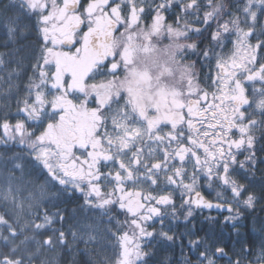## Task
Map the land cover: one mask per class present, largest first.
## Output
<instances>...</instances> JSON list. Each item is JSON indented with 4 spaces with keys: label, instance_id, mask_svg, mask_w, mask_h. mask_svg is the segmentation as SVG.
<instances>
[{
    "label": "snow or ice",
    "instance_id": "6c2138e0",
    "mask_svg": "<svg viewBox=\"0 0 264 264\" xmlns=\"http://www.w3.org/2000/svg\"><path fill=\"white\" fill-rule=\"evenodd\" d=\"M0 264H264V0H0Z\"/></svg>",
    "mask_w": 264,
    "mask_h": 264
},
{
    "label": "trees",
    "instance_id": "16d2710c",
    "mask_svg": "<svg viewBox=\"0 0 264 264\" xmlns=\"http://www.w3.org/2000/svg\"><path fill=\"white\" fill-rule=\"evenodd\" d=\"M260 178H261V173L258 172V173H257V180H259ZM257 187H258V186H257ZM211 214H212V215H217V212H212ZM64 259L67 260L68 257H65Z\"/></svg>",
    "mask_w": 264,
    "mask_h": 264
},
{
    "label": "water",
    "instance_id": "95a60500",
    "mask_svg": "<svg viewBox=\"0 0 264 264\" xmlns=\"http://www.w3.org/2000/svg\"><path fill=\"white\" fill-rule=\"evenodd\" d=\"M213 211H216V210H213Z\"/></svg>",
    "mask_w": 264,
    "mask_h": 264
}]
</instances>
